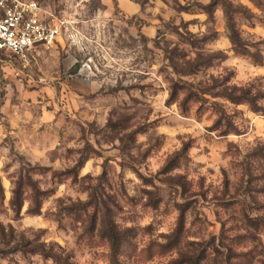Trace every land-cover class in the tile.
Masks as SVG:
<instances>
[{
    "label": "rangeland",
    "instance_id": "obj_1",
    "mask_svg": "<svg viewBox=\"0 0 264 264\" xmlns=\"http://www.w3.org/2000/svg\"><path fill=\"white\" fill-rule=\"evenodd\" d=\"M35 1L78 34L0 56V264H264V0Z\"/></svg>",
    "mask_w": 264,
    "mask_h": 264
},
{
    "label": "built area",
    "instance_id": "obj_2",
    "mask_svg": "<svg viewBox=\"0 0 264 264\" xmlns=\"http://www.w3.org/2000/svg\"><path fill=\"white\" fill-rule=\"evenodd\" d=\"M78 31L35 0H0V56L8 54L26 67L39 47L72 41Z\"/></svg>",
    "mask_w": 264,
    "mask_h": 264
},
{
    "label": "crops",
    "instance_id": "obj_3",
    "mask_svg": "<svg viewBox=\"0 0 264 264\" xmlns=\"http://www.w3.org/2000/svg\"><path fill=\"white\" fill-rule=\"evenodd\" d=\"M126 10H134L135 6L128 0H119Z\"/></svg>",
    "mask_w": 264,
    "mask_h": 264
},
{
    "label": "trees",
    "instance_id": "obj_4",
    "mask_svg": "<svg viewBox=\"0 0 264 264\" xmlns=\"http://www.w3.org/2000/svg\"><path fill=\"white\" fill-rule=\"evenodd\" d=\"M242 103H248V105L254 110V111H260L259 108H257V106L255 104H253V102L251 100H249L248 98H243V100H241Z\"/></svg>",
    "mask_w": 264,
    "mask_h": 264
}]
</instances>
